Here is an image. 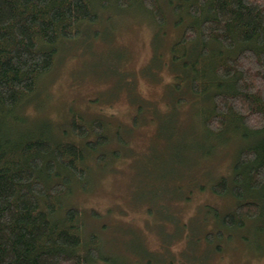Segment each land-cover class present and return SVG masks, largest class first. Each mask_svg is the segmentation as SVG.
I'll return each mask as SVG.
<instances>
[{"label":"trees","instance_id":"1","mask_svg":"<svg viewBox=\"0 0 264 264\" xmlns=\"http://www.w3.org/2000/svg\"><path fill=\"white\" fill-rule=\"evenodd\" d=\"M162 3L171 15L165 14ZM107 10L141 12L153 23L157 33L144 73L153 70L154 75L155 69L168 65L171 108L192 97L206 138L213 134L223 141L228 132L245 142L232 172L209 186L219 197L231 196L234 206L226 212L204 206L203 220L211 216L218 227L207 229L203 240L219 252L247 222L262 221L260 228L249 231L255 233L250 244L260 249L264 0H0V264H124L100 252L96 234L84 235L83 212L65 206L63 200L74 186L87 188L89 160L101 165L121 156L117 147L103 152L110 142L105 124L98 119L82 123L72 115L60 131L64 138L57 141L51 140L49 130L8 132L11 125L28 128L17 109L54 67L57 45L75 39L83 33V25L96 24L100 11ZM166 21L179 30L164 58L158 30ZM142 110L139 103L134 122ZM70 134L76 141L67 139ZM116 137L118 144L123 142L120 134ZM201 148L193 147L191 156L209 151ZM189 239L198 241L195 234Z\"/></svg>","mask_w":264,"mask_h":264},{"label":"rangeland","instance_id":"2","mask_svg":"<svg viewBox=\"0 0 264 264\" xmlns=\"http://www.w3.org/2000/svg\"><path fill=\"white\" fill-rule=\"evenodd\" d=\"M162 7L170 14L166 3ZM102 12L96 24L83 25V33L57 45L54 67L17 109L28 128L11 125L8 132L49 130L57 141L72 115L82 123L98 119L105 124L110 142L103 152L117 147L121 156L101 165L89 160L87 188L76 185L63 199L65 206L83 212L84 235L96 234L103 255L124 264H264V234L255 249L250 244L255 233H249L262 221L247 222L219 252L203 240L207 229L218 227L211 216L203 220L204 206L222 212L234 206L231 196L219 197L209 186L232 172L245 142L228 132L223 141L213 134L206 138L192 97L171 108L168 65L154 75L153 70L147 71L150 76L144 73L155 32L144 13ZM178 28L166 21L158 30L164 58ZM139 103L143 110L134 122ZM68 138L76 141L72 134ZM200 146L209 151L191 156V149ZM194 234L197 242L189 239Z\"/></svg>","mask_w":264,"mask_h":264}]
</instances>
